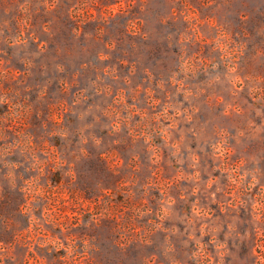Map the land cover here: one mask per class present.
I'll return each mask as SVG.
<instances>
[{
    "label": "rangeland",
    "instance_id": "rangeland-1",
    "mask_svg": "<svg viewBox=\"0 0 264 264\" xmlns=\"http://www.w3.org/2000/svg\"><path fill=\"white\" fill-rule=\"evenodd\" d=\"M0 264H264V0H0Z\"/></svg>",
    "mask_w": 264,
    "mask_h": 264
}]
</instances>
